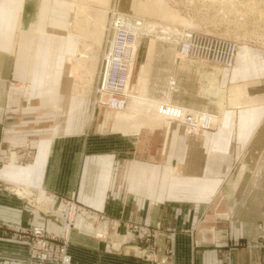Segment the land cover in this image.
I'll return each instance as SVG.
<instances>
[{
	"label": "crops",
	"instance_id": "crops-1",
	"mask_svg": "<svg viewBox=\"0 0 264 264\" xmlns=\"http://www.w3.org/2000/svg\"><path fill=\"white\" fill-rule=\"evenodd\" d=\"M77 3L0 0V264H23L31 223L63 231L58 203L50 205L56 215L48 216L16 194L15 182L39 202L55 194L106 215L108 237L96 236L85 227L90 218L78 216L70 234L73 264H151L147 243L128 234L127 226L157 223L156 243L168 245L171 264H222L225 254L229 264H264V246L257 245L264 240V76L255 81L249 75L256 72L245 67L249 48L229 76L224 68L183 57L176 42L154 46L163 54L178 52L176 60L148 61L150 43L141 58L138 49L131 82L142 75L150 98L199 111L223 101L207 132L190 135L169 121L153 125L136 110L141 127L116 131L105 107L95 105L85 121L83 101L70 106L76 105L78 117L61 127L54 121L60 96L54 75L64 58L55 32L69 25ZM164 33L170 32L154 35ZM69 40L67 52L75 47ZM258 85L261 93L252 90ZM21 145L32 149L29 162L12 160L10 149ZM134 243L146 246V254L134 253Z\"/></svg>",
	"mask_w": 264,
	"mask_h": 264
},
{
	"label": "rangeland",
	"instance_id": "rangeland-1",
	"mask_svg": "<svg viewBox=\"0 0 264 264\" xmlns=\"http://www.w3.org/2000/svg\"><path fill=\"white\" fill-rule=\"evenodd\" d=\"M79 1L81 0H78V2ZM146 1H148L150 4L147 2L148 5H146ZM116 4H117L116 7L121 8L120 10L123 13H127L128 15L140 13L141 16L145 17L146 22L148 23L149 26L150 24H155L156 29L159 28L160 31L162 30V31L170 32L172 36H169L170 33L169 34L164 33L163 36H166V35L167 36L161 37V38L162 39H165V38L172 39L170 40L171 43L176 42L178 44L180 33L186 29L205 32V33H209L214 36H218L219 38H222L223 39L222 40L223 43L221 44L223 48V52L221 53L222 59H225V57L227 56V53L229 52L228 50L229 45L230 43H232L231 41H234L238 45V53L236 56L235 64L233 63L231 66H228L225 64H218V63L215 64L214 62H211L209 60L203 61V63L205 64H211L216 67L224 68L223 70L225 72V76H229L231 74V71L234 69V67L238 66L237 59L239 57V54L243 55V53H241L242 50L244 49V47H248L249 51L247 52V54L252 59L248 58L245 61V67L247 68V70L248 69L253 70L254 68V70L256 71L254 73L255 75L252 73V71L249 73V75L252 76L251 78H255L254 79L255 81H258V78H259L258 76H264V73H263L264 53H262L263 51L259 52V51L252 49V48H255V49L264 50V0H217V1L215 0H144V1L143 0H117ZM142 6H143V9H142ZM96 7L100 8L101 6L96 4ZM165 8H170L171 11L172 10L175 11V14L178 17L177 21H173L172 19H169V18L165 20V18L163 17V12ZM143 10L145 11L143 12ZM187 21L190 22L189 24L190 26L184 24ZM109 23H111V21ZM110 28L111 26L109 27V29ZM174 30L176 34L173 33ZM149 32L144 31L142 37L140 38L139 57L141 58L143 54H146L145 50L147 49V45L150 43L148 59H147L148 61H152V59H156V58H162V56H166V55H170L174 59V56H172L174 52L163 54V53H160L161 51H157L154 49V46L156 44H162V43L159 40H155L157 39V37L153 36L154 34H151V33H155V35L156 34L158 35L159 31H157V33H156V30L155 31L153 30L152 32L149 31ZM104 36H105V33H104ZM152 38L154 40H152ZM248 48H245V49H248ZM78 49H80L79 43H77L75 47L73 48V50L71 49L72 51L71 52L69 51V53H73V55H76L79 51ZM101 53L99 54V57L95 60L96 70L94 74V82H93V86L90 88L89 91L82 90L83 87L87 84L85 71L84 70L81 71L82 67L79 66L80 68H78L77 65L74 63H70L66 66L65 56H63L64 58L63 66H59V67L64 68L66 70H68L67 67L69 69L73 68L74 72L72 73L70 72L68 75L69 77L66 78L67 86L65 87V90L63 91L64 94H62L63 92L61 88L58 86L60 88L59 94L61 96V99L59 96L60 101L58 100L57 101L58 104L56 103L57 105L53 107L54 121L55 119H57L56 125L64 127V124H66V122H68L67 124H70L72 117H78L75 114L76 108H77L76 105L81 104L82 101L85 104V106L83 108L81 107L79 108L80 110H82L81 112L83 114L85 111H86V114L88 113L87 116L84 115L85 121L89 119L90 112H91V115H93L92 108H95L96 104L93 102V105L91 106L90 98L92 97L94 100L93 93H95V82L97 81L96 79L97 72L99 70V65H100V61L102 58ZM175 55H178V52L175 53ZM175 58H177V56H175ZM261 62H262V65L259 66ZM258 68H260L261 70L258 71L257 70ZM239 71L240 70L237 69L238 74L240 73ZM142 72L141 74H143ZM245 74L246 73H244L243 75ZM143 78L144 77L140 75L139 81L137 84L136 83L132 84L131 82L130 84L131 93H129L130 96L128 100V109L126 112H122V111L119 113H115L112 111L107 112V116L112 121L113 130L117 131L120 129H126L128 127V128H131L132 130L137 131L141 127L143 122H141V120H138L135 117L134 112H133L134 110L137 111L136 112L137 115L139 113H143L147 117V120L149 123H152L153 125H159L161 124V122H164V121L180 123V121L178 122L172 116V112L174 111V109H180L181 111L184 108H189V107L182 106L176 102L168 103L166 99H156L158 101L155 100L158 103L157 105L159 106L160 110H157V108H154L152 104H145V100L143 101L141 96L143 97L145 96L146 98H150V97L147 96L146 88L142 85ZM140 80H141V83H140ZM249 82H252V80H249ZM16 85L17 83L14 81V83H12V86H16ZM245 88L247 89L246 86ZM255 89L256 90L254 89L252 90L255 91L256 93L262 92V87L260 85H258V87ZM76 98H77V101H75ZM70 102H72V105H74L73 103L76 104L75 109L71 110L68 108L69 113L67 114L66 117H63L64 118L63 119L64 123H63L61 118H62V115H64L66 111L67 103L70 104ZM72 108H74V106ZM205 109H202V111H199V110L194 109V107H192L191 110L194 111L196 115L199 113L197 116H200L202 115L203 111H205ZM57 111H58V114L56 115ZM167 111L169 114H167ZM79 114H80V111H79ZM90 119H92V116ZM61 122L62 124H59ZM214 125H216V123H214ZM56 128L59 129L60 127H56ZM190 135H196V134H190ZM10 150L12 152L15 151L16 155H23L26 152L27 147L23 145L14 146V148ZM14 159H15V156L12 155V160L15 161ZM26 162H29V161H26ZM9 165L13 166L14 162H11ZM21 167H25V166H21ZM6 183L7 182L4 181V184H3L4 187L8 186ZM8 183H10V189H12V187L14 189L15 185H13L11 182H8ZM14 184H16V188L18 189V192L23 194L24 193L23 189L25 187H23L22 183L15 182Z\"/></svg>",
	"mask_w": 264,
	"mask_h": 264
},
{
	"label": "built area",
	"instance_id": "built-area-1",
	"mask_svg": "<svg viewBox=\"0 0 264 264\" xmlns=\"http://www.w3.org/2000/svg\"><path fill=\"white\" fill-rule=\"evenodd\" d=\"M142 35L141 28L128 22L125 18L121 17L113 22L107 33L97 72L95 93H93V101L96 106L114 110H124L127 107L129 100L128 87L139 49L138 40L140 41ZM222 40V38L209 33L186 29L180 33L179 53L183 57L194 61L209 60L215 64L231 66L233 63L235 64L238 45L231 41L232 43L228 48L229 52L225 59H222ZM197 115L190 108H184L182 112L172 114L185 127L195 129L198 125L199 132L213 128L209 116L205 118L199 116L198 118ZM194 133H197V131ZM32 153V149L27 147L23 155H16L15 158L18 157L17 159L24 163L30 159ZM16 194L25 198L29 205L44 210L48 216L56 215L53 209H50V205L51 203H58L63 214L57 219L63 226L62 233L50 231L44 223L30 224L25 232L30 241L29 251L25 258L20 259L23 264H73L69 254L70 234L72 230L77 228L78 216L90 218L88 219L90 222H87L85 227L94 230L96 236H109L108 230L102 226L107 223L106 215L103 212L89 211L78 203L75 198L58 197L54 194L50 200L39 202L32 194L29 196H23L17 192ZM94 220H97V223H94ZM127 229L128 234H135L140 242L147 243L148 257L151 264H171V250L168 245L166 243L164 245L156 243L157 236L161 235L160 223L154 226L130 224ZM257 245L264 246V240L257 243ZM133 246L134 253L146 254V246L142 247L140 243H134ZM229 263V256L225 254L222 264Z\"/></svg>",
	"mask_w": 264,
	"mask_h": 264
},
{
	"label": "bare ground",
	"instance_id": "bare-ground-1",
	"mask_svg": "<svg viewBox=\"0 0 264 264\" xmlns=\"http://www.w3.org/2000/svg\"><path fill=\"white\" fill-rule=\"evenodd\" d=\"M215 1H217V0H215ZM116 2H117V0H113V1L112 0H81L77 3L76 9H75L74 13L72 14V17L69 19L70 24L66 28H62V29L59 28V30H56V32H55L59 36V39H60L59 51L61 54H63V56H65L66 66L70 63H74L77 65L78 68L82 67L81 71L82 70L85 71L87 84L83 87V89L81 88L82 90L89 91L90 88L93 86L94 74H95V70H96L95 60L99 57V54L101 52H102L101 54H103V47H104V44L106 42L107 33L110 30L109 27L110 26L112 27V25H113L112 23L115 21V19H118L121 17L125 18V19H127L128 22H131L132 24L140 27L143 33H144V31L145 32L146 31L152 32L153 30L159 31V28L156 29L155 24H150V26H149L148 23L146 22L145 17L141 16L140 13L132 14V15H128L127 13H123L120 10L121 8L116 7L117 6ZM147 2L148 1H146V5H148ZM96 4L100 5L101 7L100 8L96 7ZM142 9H143V6H142ZM144 11L145 10H143V12ZM163 17L165 18V20L169 18V19H172L173 21H177V19H178L177 15L175 14V11H173V10L171 11L170 8H165V10L163 12ZM110 21H111V23H109ZM184 21H185V19H184ZM184 24L189 25L190 22L187 21ZM104 33H105V36H104ZM153 34H155V33H153ZM153 36H155V35H153ZM156 37H157V39H155V40H159L161 43H171V42H168L170 40L167 41L166 38L165 39L161 38V37H166V36L159 35ZM69 39L74 41L73 45L74 44L76 45L77 43H79V45H80V49H78L79 51L76 55H73V53L67 52L68 51L67 50V41H70ZM101 39H102V41H101ZM152 40H154V39L152 38ZM139 42L140 41L138 40V45H140ZM65 48H66V50H65ZM150 53H152V52H150ZM172 56H174V60H176L175 52ZM67 69L68 70L61 68V67H58L55 70L56 73L54 75V85L59 86L61 88L62 92L65 90V87L67 86L66 78L69 77L68 75L70 72L71 73L74 72L73 68L69 69L67 67ZM84 71H83V73H84ZM83 79H84V77H83ZM130 82H131V80H130ZM140 83H141V80H140ZM79 88H80V86H79ZM128 89H129L128 95L130 96V94H129V93H131L130 84H129ZM62 94H64V92ZM83 98H85V97H83ZM141 98L143 101L145 100V104H152L154 106V108H157V110H160L159 106L157 105L158 103L156 102L158 100H156V99L153 100V98L152 99L146 98L145 96L144 97L141 96ZM71 105H72V102H70V104L67 103L68 108H70ZM224 108H225L224 103H223V101H221L218 103V105L215 108L205 109V111H203L202 115H200V116H202V118L209 116L212 123H213V126H214V123L217 122L216 120L218 119L219 114H222L221 112ZM127 109H128V104L124 110H114V109H109V110L116 111L115 113H119L121 111L126 112ZM92 111L94 112V108H92ZM167 114H169L168 111H167ZM63 116L64 115H62V118H61L62 122L64 121ZM197 117L199 118V116H197ZM162 119H164V118H162ZM62 122L59 124H62ZM67 123L68 122H66V124ZM197 126L195 129L187 127L188 134H197L199 132V127H197ZM196 131H197V133H194ZM23 191H24L23 194H26V195H29V193H31L30 191H26V189H23ZM19 194L23 195L22 193H19Z\"/></svg>",
	"mask_w": 264,
	"mask_h": 264
}]
</instances>
